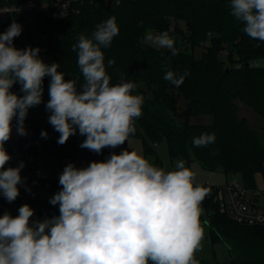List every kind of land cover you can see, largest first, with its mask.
Instances as JSON below:
<instances>
[{
	"label": "clouds",
	"instance_id": "9594fccd",
	"mask_svg": "<svg viewBox=\"0 0 264 264\" xmlns=\"http://www.w3.org/2000/svg\"><path fill=\"white\" fill-rule=\"evenodd\" d=\"M229 8L251 39L264 42V0H229ZM21 32L22 26L13 21L0 33V194L8 202L19 196L24 164L5 169L11 156L4 145L14 120L17 134H28L25 119L29 109L42 102L46 76V110L61 145L77 129L86 137L81 148L100 153L123 145L135 133L134 121L142 115L144 103L142 95L133 94L135 83L121 78L112 84L106 70L101 49L110 47L119 34L115 17L98 24L91 38L79 35L72 46L84 80L79 88L75 80H65L59 64H46L39 48L17 49L13 41ZM143 43L176 55L167 31L146 32ZM113 64L108 60V67ZM249 66L264 67V59L251 60ZM188 75L187 70L177 75L165 68L163 78L179 87ZM16 83L23 96L11 91ZM214 142V134L193 138L194 147ZM193 181L183 160L166 171L128 150L83 168L69 163L59 177L62 189L50 199L59 205L58 216L31 221L34 210L27 204L17 216H0V264H199L195 253L204 236L200 205L208 190Z\"/></svg>",
	"mask_w": 264,
	"mask_h": 264
},
{
	"label": "trees",
	"instance_id": "16d2710c",
	"mask_svg": "<svg viewBox=\"0 0 264 264\" xmlns=\"http://www.w3.org/2000/svg\"><path fill=\"white\" fill-rule=\"evenodd\" d=\"M23 1L26 0H0V4ZM110 17H115L119 34L110 47L101 49L106 70L112 84L120 83L121 78L133 82L136 85L133 94L144 97L142 115L134 121L133 136L141 138L144 153L155 155V166L159 167L160 160L149 140L155 145L163 138L170 157L184 163L194 158L207 169H219L226 175L238 174L244 186L257 190L254 174L264 164V143L247 119L239 116L236 101L263 119L264 136V67L249 66L251 60L264 59V42L251 39L243 31V24L230 14L229 0H70L65 15L43 17L26 36L32 48L40 49L39 57L46 64H59L58 71L64 74L65 80H75L79 88L84 80L72 46L78 43L81 34L91 38L96 26ZM21 19V15L15 14L8 25L13 21L21 25ZM148 30L167 31L184 45L201 47L199 55L175 47L176 55H173L171 49L143 43ZM0 33H3L1 28ZM26 48L23 44L17 45V49ZM108 60L114 61L111 67L107 66ZM165 68L177 75L187 70L190 75L176 87L163 78ZM49 84L50 77L46 76L42 96H49ZM154 86L158 87L153 92ZM13 87L21 89L19 83ZM151 93L149 98L147 95ZM180 95L185 105L177 114L182 120L176 122L174 102ZM155 101H160L162 106H151ZM193 113L212 114L213 120L188 123L187 117ZM202 133L214 134L215 142L194 147L193 138ZM29 143L33 156L70 155L69 141L61 145L58 139L45 141L34 135ZM4 147L10 154V142ZM116 148L119 154L126 150V144ZM109 150V147L103 149ZM52 188L62 189V186L56 182ZM50 199L45 201L43 220L59 215V205H52ZM202 206L209 212L207 223L213 242L224 237L248 246L247 254L237 258L235 264H264V224L237 223L208 198H204ZM195 258L199 264H228L207 261L196 254Z\"/></svg>",
	"mask_w": 264,
	"mask_h": 264
},
{
	"label": "rangeland",
	"instance_id": "374dc122",
	"mask_svg": "<svg viewBox=\"0 0 264 264\" xmlns=\"http://www.w3.org/2000/svg\"><path fill=\"white\" fill-rule=\"evenodd\" d=\"M148 30L147 32H149ZM152 32V31H151ZM172 37V36H171ZM173 38V37H172ZM156 48H161L155 44H153ZM174 47L179 50H185V51H192L195 56L199 55L201 47H191L188 45L182 44L178 39H174ZM221 56H224L223 53H221ZM158 86L153 87L154 89ZM19 96H23L24 93L21 92V89L18 93H16ZM153 93L147 95L149 98L152 96ZM147 98V97H145ZM50 99L49 96H42V102L35 107H32L29 109L27 117L25 119L24 127L27 130L26 136H20L17 134L16 131V121H13V130L12 135L9 141H12V144L16 149H19L21 151H29L30 147V138L32 136H39L41 139L45 141H52L53 139H59V133L55 131L53 126L49 123V116L51 113L46 110V104L47 101ZM157 100V99H155ZM156 102V101H155ZM238 104V113L239 116H244L249 125L253 127L259 134L260 141L264 143V136L261 131V126L263 123V119L259 117L251 108L246 106L245 104L241 103L240 101H236ZM175 107L176 112L174 114L175 121L179 122L182 120L177 114L178 112L182 110V108L185 105V100L180 95L175 100ZM151 106H156V108H159L161 105V102H156L155 105L151 104ZM213 120V115L209 113H193L188 115L187 121L188 123H209ZM46 131L47 137H42L41 132ZM20 138H29L28 143L24 141H18ZM86 139L85 136H82L79 134V131L77 129L76 134L69 137L68 141L71 142V149H70V155H62V156H56V157H49V156H42L40 154H35V162L37 165H41L42 167L46 168L53 176L56 175V172H63L64 168L69 164H74L77 168H83L87 167L91 162L93 161H105L107 160L112 153L117 154V148H110L109 151H101L100 153L93 152L91 150H88L86 148H81L82 142ZM6 142V143H7ZM149 143L151 144L152 148H154L160 163L159 168H163L166 171L175 170V164L177 161H179L178 158H172L169 155L167 144L165 139H160L156 144L154 145L151 140H149ZM126 144V150L129 152H137L138 154L142 155L146 159H148L151 163L156 165L154 158L155 155L153 153H144L141 138L137 136L130 135L128 141L125 142ZM20 163L23 162L24 165L26 163L24 162V158L22 156H18L16 158ZM185 167L189 168L193 174H194V184L203 186V185H221L225 183L227 180L236 179L241 182L240 177L238 174L235 175H226L222 170L219 169H207L203 167L198 160L192 158L188 162H185ZM254 183L257 188V190H263L264 189V164L260 171L255 172L254 174ZM61 189L56 188H46L42 186H31L27 185L24 189H22V193H25L27 197L32 198L36 203H39L37 205L38 208L33 209L34 215L30 218L31 221H43V213L42 210L45 208V203H43L46 200H49L52 198L56 193H58ZM202 209V213L200 216V223L203 228L204 236L202 240V247L199 251H197L195 254L199 257L204 258L207 261H222L228 264H235L236 259L239 258L242 255L247 254L248 252V246L238 240H229L227 238H221L217 242H213L210 239V227L207 223V214L208 209L202 206V203L200 205ZM19 214V213H18ZM235 252L233 253L232 251Z\"/></svg>",
	"mask_w": 264,
	"mask_h": 264
},
{
	"label": "built area",
	"instance_id": "2783aa9c",
	"mask_svg": "<svg viewBox=\"0 0 264 264\" xmlns=\"http://www.w3.org/2000/svg\"><path fill=\"white\" fill-rule=\"evenodd\" d=\"M70 0H26L18 4H0V28L5 32L8 28V21L13 15H21V35L14 38L13 44H23L25 47H31V43L26 33L31 27H35L40 23L43 17L57 18L68 12ZM108 2L109 0H105ZM156 31L153 35L160 34ZM20 89L12 87L11 91L18 93ZM11 159L5 165L8 167H18L17 157L22 156L29 168L21 169L22 183L18 184L19 196L13 202H8L3 195L0 196V216L5 212L12 216L18 215L19 208L27 204L32 209H36L35 203L30 201L22 194V189L27 185L42 186L52 188L53 184L59 182L61 173L53 176L46 168L37 165L32 153L23 154L13 149L12 141H10ZM208 190L205 198L211 199L216 203L219 210L226 216L237 223L244 225H261L264 224V189L256 190L247 188L242 182L236 179L227 180L221 185H203Z\"/></svg>",
	"mask_w": 264,
	"mask_h": 264
},
{
	"label": "crops",
	"instance_id": "0c3cea01",
	"mask_svg": "<svg viewBox=\"0 0 264 264\" xmlns=\"http://www.w3.org/2000/svg\"><path fill=\"white\" fill-rule=\"evenodd\" d=\"M28 143V142H27ZM13 149L16 151V152H20V153H23V154H27L29 151H21V150H19V149H16L15 147H14V145H13ZM18 161V160H17ZM25 163H26V161H24ZM19 164H18V166L20 165V162H18ZM30 167V165H28L27 163H26V165H24V169H27V168H29ZM57 173H61L62 174V172H56V174ZM25 197H27V195L25 194V193H22ZM2 194H0V196H1ZM28 199H30V201H32L33 203H35L36 204V206L39 204V203H36L32 198H30V197H27ZM43 203H45V207H46V202L44 201ZM38 208V207H37ZM44 209V208H43Z\"/></svg>",
	"mask_w": 264,
	"mask_h": 264
},
{
	"label": "water",
	"instance_id": "95a60500",
	"mask_svg": "<svg viewBox=\"0 0 264 264\" xmlns=\"http://www.w3.org/2000/svg\"><path fill=\"white\" fill-rule=\"evenodd\" d=\"M225 70L227 71V67L225 68ZM18 141L28 142L29 138H20V139H18Z\"/></svg>",
	"mask_w": 264,
	"mask_h": 264
}]
</instances>
